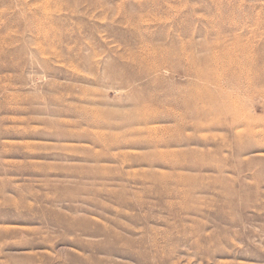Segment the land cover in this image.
<instances>
[{
    "label": "rangeland",
    "instance_id": "1",
    "mask_svg": "<svg viewBox=\"0 0 264 264\" xmlns=\"http://www.w3.org/2000/svg\"><path fill=\"white\" fill-rule=\"evenodd\" d=\"M0 264H264V0H0Z\"/></svg>",
    "mask_w": 264,
    "mask_h": 264
},
{
    "label": "bare ground",
    "instance_id": "2",
    "mask_svg": "<svg viewBox=\"0 0 264 264\" xmlns=\"http://www.w3.org/2000/svg\"><path fill=\"white\" fill-rule=\"evenodd\" d=\"M146 75L145 74H140V75H138V78H143V77H145ZM218 106H216V108L215 109H213L212 108V110H218L219 108H217ZM195 112H197V113H202V111H200V110H198V109H196L195 110ZM162 117V118H167V120H181L182 118L181 117H178V116H167V115H157V116H155V118L154 117H152V118H150V117H148V118H143L142 120H146L145 121V123H149V122H162V119H158V117ZM185 116V115H184ZM230 134L233 136V137H236V138H239L240 136H239V133H237V132H235L234 130H231V132H230ZM200 166L199 165H197V166H195V167H192V168H199Z\"/></svg>",
    "mask_w": 264,
    "mask_h": 264
}]
</instances>
